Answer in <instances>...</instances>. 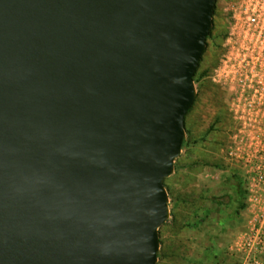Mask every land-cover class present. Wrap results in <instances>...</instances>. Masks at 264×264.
<instances>
[{
	"label": "water",
	"instance_id": "95a60500",
	"mask_svg": "<svg viewBox=\"0 0 264 264\" xmlns=\"http://www.w3.org/2000/svg\"><path fill=\"white\" fill-rule=\"evenodd\" d=\"M216 0H0V264H156Z\"/></svg>",
	"mask_w": 264,
	"mask_h": 264
},
{
	"label": "rangeland",
	"instance_id": "374dc122",
	"mask_svg": "<svg viewBox=\"0 0 264 264\" xmlns=\"http://www.w3.org/2000/svg\"><path fill=\"white\" fill-rule=\"evenodd\" d=\"M223 1L215 2L193 78L196 97L184 119V145L164 180L169 217L159 227L156 264H250L242 247L258 204L249 197L245 170L230 154L233 144L242 142L243 125L237 119L241 107L232 104L239 92L237 45L227 39L232 23L223 14ZM234 177L240 179L238 193Z\"/></svg>",
	"mask_w": 264,
	"mask_h": 264
},
{
	"label": "built area",
	"instance_id": "2783aa9c",
	"mask_svg": "<svg viewBox=\"0 0 264 264\" xmlns=\"http://www.w3.org/2000/svg\"><path fill=\"white\" fill-rule=\"evenodd\" d=\"M222 4L224 16L232 23L227 39L237 45L233 60L239 92L232 104L241 107L237 119L243 125L242 142L233 144L230 154L245 170L249 197L258 204L242 252L248 263L264 264V0Z\"/></svg>",
	"mask_w": 264,
	"mask_h": 264
},
{
	"label": "trees",
	"instance_id": "16d2710c",
	"mask_svg": "<svg viewBox=\"0 0 264 264\" xmlns=\"http://www.w3.org/2000/svg\"><path fill=\"white\" fill-rule=\"evenodd\" d=\"M211 31V30H210ZM209 35H210V33H209ZM209 35H208V37H209ZM207 37V38H208ZM207 38H206V43H207ZM205 51V50H204ZM204 53V52H203ZM203 55V54H202ZM202 58V57H201ZM200 63V62H199ZM199 66V65H198ZM195 74H196V72H195ZM193 105V104H192ZM192 107V106H191ZM191 109V108H190ZM189 109V110H190ZM189 110H188V112H189ZM187 112V113H188ZM187 113H186V115H187ZM186 115H185V117H186ZM184 145V141H183V144H182V146ZM234 180H235V183H234V186L236 187V193H238L239 191H240V188L238 187V185L240 184V179L238 178V177H234ZM217 202V204H220V202L219 201H216ZM243 203L242 204H240V206H239V209L238 210H240V209H242L243 208ZM238 210H237V212H238Z\"/></svg>",
	"mask_w": 264,
	"mask_h": 264
}]
</instances>
